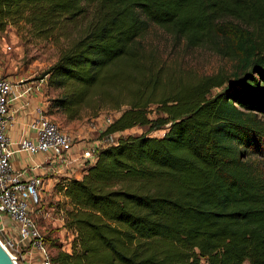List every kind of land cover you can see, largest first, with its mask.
<instances>
[{"label":"trees","instance_id":"trees-1","mask_svg":"<svg viewBox=\"0 0 264 264\" xmlns=\"http://www.w3.org/2000/svg\"><path fill=\"white\" fill-rule=\"evenodd\" d=\"M87 5L89 21L40 77L67 88L46 112L109 86L121 100L126 85V109L101 135L166 131L119 137L80 179H59L75 237L52 264H264V0H0V31L34 23L68 38ZM149 23L189 47L222 40L234 72L156 97L158 76L135 66ZM151 105L160 117H148Z\"/></svg>","mask_w":264,"mask_h":264},{"label":"rangeland","instance_id":"rangeland-1","mask_svg":"<svg viewBox=\"0 0 264 264\" xmlns=\"http://www.w3.org/2000/svg\"><path fill=\"white\" fill-rule=\"evenodd\" d=\"M91 8V5H87L85 15L77 18L76 26L67 28L68 38L59 37L56 32L54 37L46 36L38 31L34 23L9 24L0 31V73L3 76L22 78L27 83L42 84L41 92L46 98L47 112L49 102L61 98L67 88L47 85V78L41 80L40 77L57 61L60 52L69 45V39L85 27L91 16ZM221 42L222 40H212L189 47L183 39H175L166 28L149 23L134 45L135 66L137 64L139 68L142 66L143 71H148L146 78L158 76L159 83L155 90L158 97L179 85L195 83L201 77L216 74L231 76L235 63L228 56L218 53L216 44ZM124 87L126 92L120 94L121 100L111 97L118 93L116 88L109 86L104 88L105 93L92 94L89 100H84L72 110L51 108L46 113L64 132L71 134L75 144L80 143L81 147L84 144L87 148L102 137L100 132L105 127V119H115L120 111L126 109V105L118 106L120 102H127L129 99V88L126 85ZM216 92L218 89L211 94ZM156 108V105L148 108L150 119L161 116ZM147 131V127H134L115 136L124 138L147 133L150 137L160 138L166 130ZM65 210L66 204L51 199L47 202L40 201L32 214L39 226L42 243L52 256L58 252V246L65 251L71 248L75 237L72 231L63 227ZM3 238L10 240L14 237L11 234L3 235ZM8 252L13 256L9 249ZM18 260L17 264H21L20 258Z\"/></svg>","mask_w":264,"mask_h":264},{"label":"built area","instance_id":"built-area-1","mask_svg":"<svg viewBox=\"0 0 264 264\" xmlns=\"http://www.w3.org/2000/svg\"><path fill=\"white\" fill-rule=\"evenodd\" d=\"M23 83V80L18 81V84ZM15 86L16 84L11 80L0 76V216L9 217L15 224L16 230L15 237L6 240L3 238L4 227L0 224V244L7 251L9 249L13 252L11 258L15 264L19 261L17 247L24 243L31 244L39 252L40 264H52L51 254L44 247L39 226L32 217L41 201L42 180L36 176L24 179V171L13 170L11 165L13 154L15 152H23L30 156L39 153L49 154V161L67 166L72 162L71 156L76 151L78 153L73 162H77L78 167L83 171L86 163L92 165L95 162L99 150L117 144V136L116 134L101 135L100 139L95 140L87 148L84 144L81 147L80 143H74V138L70 134L49 119L46 111L37 108L35 110L37 118L30 124V128L35 132V138H23L13 143L6 134L7 128L14 122V111L11 110L10 105L15 99L29 92L27 88L18 96H14ZM112 121L111 117L105 119V127L101 134ZM11 145L16 146L15 151L10 148Z\"/></svg>","mask_w":264,"mask_h":264},{"label":"crops","instance_id":"crops-1","mask_svg":"<svg viewBox=\"0 0 264 264\" xmlns=\"http://www.w3.org/2000/svg\"><path fill=\"white\" fill-rule=\"evenodd\" d=\"M11 80L16 86L13 89V95L18 96L25 89L29 88L27 94L22 95L21 98L15 99L11 103V110L14 111V122L7 128L6 134L10 141L13 143L19 140L34 139L35 132L30 128L32 120L37 118L35 110L41 108L46 111L45 97L41 92L42 84H34L33 82L27 83L22 78H16L14 76H3ZM23 80V84H18V81ZM26 82V83H25ZM71 135V134H70ZM10 148L15 151L16 146L11 145ZM76 151L71 156L72 162L67 166H61L55 164L53 161L48 160L49 154H36L30 156L23 152H15L11 159V165L15 171H24V179H28L31 176H36L42 180V192L41 201H50L55 199L66 204L68 207V200L61 193H57L54 190V186L59 179L76 178L80 179L83 172L81 167H78L77 162H73V159L77 156ZM0 224L4 227L3 235H11L15 237L16 230L15 224L9 219V217L0 216ZM18 248L19 258L21 264H40L41 257L39 252L31 246V244H20ZM70 248V247H69ZM69 248L68 251L69 252ZM63 250V249H62Z\"/></svg>","mask_w":264,"mask_h":264},{"label":"water","instance_id":"water-1","mask_svg":"<svg viewBox=\"0 0 264 264\" xmlns=\"http://www.w3.org/2000/svg\"><path fill=\"white\" fill-rule=\"evenodd\" d=\"M0 264H15L9 252L0 244Z\"/></svg>","mask_w":264,"mask_h":264},{"label":"bare ground","instance_id":"bare-ground-1","mask_svg":"<svg viewBox=\"0 0 264 264\" xmlns=\"http://www.w3.org/2000/svg\"><path fill=\"white\" fill-rule=\"evenodd\" d=\"M12 256V255H11ZM13 257V256H12Z\"/></svg>","mask_w":264,"mask_h":264}]
</instances>
